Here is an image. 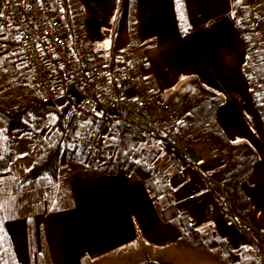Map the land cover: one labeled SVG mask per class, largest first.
I'll list each match as a JSON object with an SVG mask.
<instances>
[{
  "label": "crops",
  "instance_id": "1",
  "mask_svg": "<svg viewBox=\"0 0 264 264\" xmlns=\"http://www.w3.org/2000/svg\"><path fill=\"white\" fill-rule=\"evenodd\" d=\"M182 1L186 33H181L176 0H69L72 28H66L82 37L93 54L115 51L130 61L138 80L132 93L144 97L152 111L162 109V94L188 76L223 96L216 108L217 123L230 141H246L258 153L242 184L250 201L247 220L226 218L220 209L223 158L204 143L200 127L189 128L182 117L178 119L182 134L178 156L161 150L151 135L131 158L148 161L169 175L174 207L200 232L203 245L182 235L178 216L163 219L165 199L154 200L137 174L112 167L114 146L105 142V127L97 130L103 137L95 151L100 155L97 169L72 166L59 173L53 188H46L47 199L41 195L34 200V182L25 184L23 189H31L32 230L28 236L20 217L2 221L0 264H264V121L253 103L245 71L246 46L235 23L236 9L241 7L246 27L264 46V0ZM9 35L0 24V39L15 46L16 39ZM9 53L14 54L18 71L12 75L14 82L23 83L25 74L37 91L18 45ZM52 78L66 93L54 107L62 118H69L82 95L61 66L55 65ZM4 146L0 151L5 152ZM215 237L239 254L236 261L208 245Z\"/></svg>",
  "mask_w": 264,
  "mask_h": 264
},
{
  "label": "trees",
  "instance_id": "2",
  "mask_svg": "<svg viewBox=\"0 0 264 264\" xmlns=\"http://www.w3.org/2000/svg\"><path fill=\"white\" fill-rule=\"evenodd\" d=\"M58 1L63 9V20L71 29V4L69 0ZM181 2L183 1L176 0L178 20L181 33H186L188 25ZM242 14L243 9L237 7L235 23L246 46L247 66L245 71L252 84L253 103L264 121V46L246 27L242 20ZM13 57V54L9 53L3 61V66L12 72V75L17 76L18 71ZM162 99L163 106L178 107V117L183 118L187 127H200L199 133L204 143L213 146L222 155L223 164L220 169L224 175L222 185L224 201H220V209L225 213L226 218H238L246 221L251 209L250 201L242 189V184L247 181L258 158V153L246 141H230L217 123L216 108L223 102V96L204 86L197 77L188 76L164 92ZM68 105L70 104H65L63 107ZM78 113L87 129L99 131L105 127L108 129L105 142L114 146L112 167L137 174L154 200L165 199L166 203L161 209L163 219L170 220L178 216L182 235L195 245H203L200 232L190 225L185 214H179L174 207V191L169 183V175L159 171L148 161H137L131 158L139 143L146 139L145 135L148 132L138 126L121 122L117 116L110 115L99 106H96L92 111L79 108ZM51 115H56V120L46 133L42 134L32 127L34 119H47ZM0 120L8 138L30 134L36 144V152L31 166L21 170L14 179L17 191L28 181L35 182L41 177H47L52 184H56L59 168L66 163L68 158L82 161L83 155H66L63 148L62 116L54 106L39 103L28 97H22L14 104H4L0 100ZM171 159L175 162L173 157ZM208 245L218 247L224 257L231 262L236 261L239 257L238 253L231 251L226 242L216 237L212 238ZM138 264L158 263L145 261Z\"/></svg>",
  "mask_w": 264,
  "mask_h": 264
},
{
  "label": "built area",
  "instance_id": "3",
  "mask_svg": "<svg viewBox=\"0 0 264 264\" xmlns=\"http://www.w3.org/2000/svg\"><path fill=\"white\" fill-rule=\"evenodd\" d=\"M0 24L13 31L19 54L37 88L39 103L54 106L66 93L56 88L52 71L61 66L82 95L80 106L63 120V142L95 150L102 135L84 129L78 109L99 106L121 122L138 126L155 137L158 147L178 156L181 147L179 109L164 106L152 111L146 99L133 94L137 88L135 66L110 51L95 55L82 37L70 34L57 0H0Z\"/></svg>",
  "mask_w": 264,
  "mask_h": 264
},
{
  "label": "rangeland",
  "instance_id": "4",
  "mask_svg": "<svg viewBox=\"0 0 264 264\" xmlns=\"http://www.w3.org/2000/svg\"><path fill=\"white\" fill-rule=\"evenodd\" d=\"M8 31L10 34L9 35L10 40L13 39V41H15V38L13 37V35H11L13 32H11L10 29H8ZM17 45H18L17 42L15 43V46L8 45L6 42H3L2 39H0V100L4 104H14L17 100H19L22 97H28L35 101L39 100L38 93L37 91H35L32 81L27 76H25L24 73H23L24 82L17 83L14 82L12 78V72H9L3 66L2 62L8 56L10 49L11 51H13L14 47H17ZM20 70L24 72L23 69ZM55 120H56V115H51L47 119H34V122L32 123V127L38 132L44 134L52 127ZM4 130H5L4 126L2 124V121L0 120V145L2 147L5 145L4 146L5 152H3V149L0 151V232H2L1 226L3 220L20 217L23 220H25L24 225L27 228V232L29 236V233L32 230V220L30 217L31 189H28V187L23 189L25 187L24 185L19 191H17L15 189L13 180L15 176H18L20 174L21 170L28 169L29 165H31V161L34 158L36 152V144L30 134H24L22 136H19L18 138L11 139L5 137ZM145 136H146L145 140L152 138L151 135L148 133ZM63 148L66 152V155L68 156L85 155L86 157H83L81 162L68 158L66 163L60 166L59 173L63 174L64 172H67L68 169L73 168L74 166L76 167L82 166L85 168H91L92 170L97 169L96 165L97 163H100V161L97 162L96 160L100 158V155L95 151H97L99 148L97 150L96 149L89 150L87 148H81L77 145L66 144L64 142H63ZM167 152L172 155L171 152L169 151ZM68 163L71 165L67 166ZM34 184H35L34 200L40 198L41 195L43 196V198L46 199L49 198V191H47L46 188L47 187L53 188V187L51 186L52 183L47 177L39 178L37 181L34 182ZM1 239L4 242L7 241L4 238ZM35 248L36 245L32 244L33 251H35ZM44 251L45 249L44 247H42L41 254ZM47 263L48 262H45V264Z\"/></svg>",
  "mask_w": 264,
  "mask_h": 264
},
{
  "label": "snow or ice",
  "instance_id": "5",
  "mask_svg": "<svg viewBox=\"0 0 264 264\" xmlns=\"http://www.w3.org/2000/svg\"><path fill=\"white\" fill-rule=\"evenodd\" d=\"M0 15H3V13H0Z\"/></svg>",
  "mask_w": 264,
  "mask_h": 264
}]
</instances>
